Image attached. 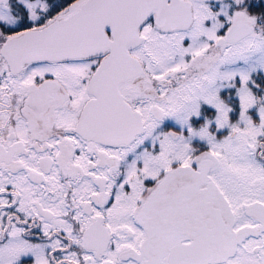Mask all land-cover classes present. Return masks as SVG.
Returning <instances> with one entry per match:
<instances>
[{"label": "snow or ice", "instance_id": "snow-or-ice-1", "mask_svg": "<svg viewBox=\"0 0 264 264\" xmlns=\"http://www.w3.org/2000/svg\"><path fill=\"white\" fill-rule=\"evenodd\" d=\"M0 264H264V0H0Z\"/></svg>", "mask_w": 264, "mask_h": 264}]
</instances>
